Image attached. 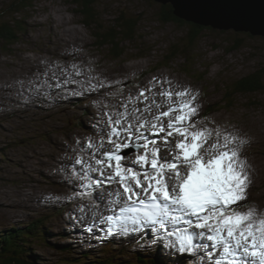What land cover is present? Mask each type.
Wrapping results in <instances>:
<instances>
[{"label":"rangeland","instance_id":"rangeland-1","mask_svg":"<svg viewBox=\"0 0 264 264\" xmlns=\"http://www.w3.org/2000/svg\"><path fill=\"white\" fill-rule=\"evenodd\" d=\"M21 4H27V7L20 15L9 17L10 14L5 11L9 5L16 8ZM162 5L166 4L155 0H97L98 25L110 23L114 17L120 15V11L131 15L139 14L140 22L134 40L124 42L123 55L114 58L109 48H99L96 45L94 30L83 24L81 8L73 0H0V23L12 18L20 21L23 26L17 30L18 42L13 45L0 42V87L4 88L0 89V108L11 110V105H16L18 99L23 100L18 95L22 80L32 81V88L38 90L41 95L39 89L43 87L46 77L39 69L46 70L51 62L53 64L50 66H53L50 70L55 67L58 70L55 72L61 71V76L65 74L67 79L84 71L85 78L94 81L96 86L101 83L104 85L96 89H93V85L88 86L91 89L89 97L86 95L89 92L79 93L76 85H72L71 90L67 92L72 93L71 99L77 108L63 111L55 121L53 120L57 113L54 115L49 111H40L38 108L41 106L30 108L25 114L18 113L19 118L6 120L9 114L1 118L4 120H0V216L12 213L8 218L1 217V222L19 219L22 221L14 222L21 224H12V227L30 225L31 220L35 218V211L47 207L45 203L40 202V198L44 195L43 191L54 188L49 182H52V178L54 181L57 179L56 164L60 161L58 157L75 155L77 159L81 156L89 159L90 150L86 147L89 138L96 143L93 138L102 135L89 128L93 118L92 112L93 115L95 112V115L99 114L101 118L106 119L104 109L114 110V106H117L126 94L134 89L140 92L138 87L143 89L153 84H162L164 88L171 87L176 91L187 88L197 97L196 103L200 107L197 117L199 121L210 125L209 128L243 133L240 136L244 141L240 139L237 144L239 151L242 150L243 156L248 157L251 162L248 169L251 171L248 175L251 183L249 182L247 189L246 204L264 211V88L248 96L237 95L231 99V96L227 95L232 81L247 77L254 71H259L264 86V35L204 26L195 47L178 50L179 53L187 52V58L179 57L174 62L163 64L167 61L166 54L170 45L186 40L188 26L181 22L164 21L160 17ZM236 38H241L243 44L240 48L231 50ZM161 64L164 66H160ZM142 74L145 76H141ZM49 77L54 80V85L57 81L52 75ZM150 80L152 83H148ZM82 85L85 83L82 82ZM153 90L157 91L155 88ZM97 99H102V103L91 105L92 101ZM43 107L47 109L49 105ZM34 112L40 114L39 118L35 117ZM30 116L36 118V124L34 121L29 123ZM73 116L74 121L70 120ZM75 121L79 123H74ZM97 121L103 123L100 119ZM21 122L24 124L21 125ZM22 135L25 137L22 138ZM163 135L161 133L159 137L151 136L150 139ZM213 140L209 142V146ZM110 147L111 145H107L106 148ZM134 159L135 155L131 157L132 161ZM242 160L244 161L243 158ZM49 173H52V177L48 176ZM81 182L85 185L87 181L81 179ZM55 189L62 191L59 199L64 202H58L56 205L64 208L56 212H45L47 218L41 220L48 219L44 223V229L49 228V231L43 234V240L36 237L33 241L28 237L26 241V254L33 256L30 260L36 262L35 264H59L63 257L71 260L72 257L79 258L78 255L71 254V249L79 242H73L71 238L66 240L68 243L65 242L69 234L62 224L64 219L71 222L77 215L93 206L90 200L74 205L71 199L76 193L68 192L62 184ZM85 194L95 195L93 192ZM52 199L56 198L51 197L50 201ZM106 204L103 205V210L108 208ZM59 213L62 216H56ZM53 215L56 217H52ZM52 222L60 224L55 227ZM9 224H3L4 228L0 231L7 229ZM67 229L73 228L69 224ZM60 243L67 246L65 256L59 252ZM124 247L125 245L115 246L117 250ZM156 248L159 250L158 258L163 264H177L172 261L174 258L168 259L159 247ZM75 249L78 252L81 250ZM146 249H149V254H155V247ZM23 257L26 258V255ZM116 257L118 255L113 259ZM135 261H129L127 264H136ZM178 262L189 264L188 261ZM142 263L154 264L143 260ZM190 263L210 264L208 260L200 257L192 258Z\"/></svg>","mask_w":264,"mask_h":264},{"label":"snow or ice","instance_id":"snow-or-ice-1","mask_svg":"<svg viewBox=\"0 0 264 264\" xmlns=\"http://www.w3.org/2000/svg\"><path fill=\"white\" fill-rule=\"evenodd\" d=\"M97 87L104 85H93ZM156 87L143 88L114 106L122 111L105 113L107 132L100 143L89 138V159L75 160L83 168L79 178L87 181L85 188L119 185L110 201L119 205V213L103 217L111 225L108 232L127 231L129 222L161 228L166 221L183 224L186 227L168 233L176 237L181 252L193 250L195 238H204L211 242L202 245L210 264H264V211L246 204L249 177L237 137L199 121L197 97L188 89L176 91L161 84L153 92ZM161 133L170 160L161 156L158 140L150 139ZM169 138L178 139L173 145ZM105 142L112 147L101 151ZM128 149L137 150L133 166L121 154Z\"/></svg>","mask_w":264,"mask_h":264},{"label":"bare ground","instance_id":"bare-ground-1","mask_svg":"<svg viewBox=\"0 0 264 264\" xmlns=\"http://www.w3.org/2000/svg\"><path fill=\"white\" fill-rule=\"evenodd\" d=\"M54 52H55V50H54ZM52 66L49 68H45V66H44V68L46 70H44L43 68L39 69L40 72H42V71L44 72V76L46 77L43 80V87L39 90H41L43 92L47 91L51 97L44 98L42 103L40 104L41 108H38V109L40 111H44V110L49 111L51 113H54V115L57 113L56 118L53 115V117L55 118L53 121H55L63 111L75 109V108H77V106L74 103V100L71 99V95H72L71 92H69L70 94L69 93L64 94L63 100L61 102L56 101L53 98H55L58 94H61L62 92L70 91L72 85H76V88H77L79 93L86 94V92H89V94H86L89 97V95L91 93V89H89L88 86L95 85L94 84L95 82L88 79V78L67 79L66 76H61V71L55 72V71H58L55 69V67H54V70H50L52 68ZM65 70H67V69H65ZM150 71H152V70H150ZM83 72L84 71H81L78 74V76L80 74H82ZM145 73H147V71H145ZM48 74H53L52 75L53 78L57 81L54 85H53L54 80L51 77H49ZM141 76H145V75L142 74ZM154 80H153V82H155ZM82 82H84L85 85H82ZM149 82H151V80L148 81V83ZM151 86H148V87H151ZM0 89H4V88L0 87ZM185 89H187V88H185ZM35 91H36V89L32 88V81L22 80L20 82L18 95L23 100L18 99L17 102H19V103L17 104V102H16V105H11V107H10V108H12L11 110L3 109L5 107L0 108V120H4L1 118L5 114H7V115L9 114L8 116L6 115L7 116L6 120H10L13 118H19L18 113H20V110H21L20 109L21 108V101H22V104H26L27 102H31L33 99L32 93ZM153 92H155V90H153ZM137 93H139V92L136 89H134L128 95L126 94V96H124L125 98L123 97L122 101H119L118 105L126 102L128 97H130V96L131 97L137 96L138 95ZM148 95L151 96V93H149ZM192 95H194V94H192ZM157 98L159 99L158 96H157ZM87 100H88V98H87ZM88 102L89 101H87V103ZM93 103H99L100 104V103H102V99H97L96 101H92L91 105ZM44 105H49V107H47V109H45L43 107ZM137 106L140 108L144 107L143 104H137ZM129 107L131 108V105H129ZM102 109H104V108H102ZM115 109H118V108H115ZM114 110H107V109L105 110L104 109L105 113H109V112L114 111ZM118 110L122 111L123 109H118ZM90 111H91V109H90ZM211 111H209V112H211ZM34 115L36 118H39L40 114H36L34 112ZM92 117L93 118L91 120V127L90 128H92L94 130V126H99V127H101L102 130H107V126L105 123L107 120L106 116H105L106 119H103L99 116V114L95 115V112H94V115H93V112H92ZM98 119L103 121V123L101 125L97 124L96 120H98ZM70 120L74 121L75 117L74 116L70 117ZM79 121H80V119H79ZM74 123H79V122L75 121ZM81 123H83V122H81ZM0 124H1V122H0ZM22 124H24V123L21 122V125ZM205 125L210 127V125H208V124H205ZM221 130H222L221 131L222 133H230V134L234 135L235 137L239 138L237 141H240V139L244 141V139L241 137L243 135V133L237 134V132L234 133L232 131H227V130L224 131L223 128H221ZM169 139L172 140V143L174 145L175 139H178V138H169ZM214 140H215V137H214ZM214 140H213V142H214ZM157 146L160 147V149H161L160 154L162 157H165L169 160L172 159V156L169 152L170 147H166L164 145V143H160V141L158 142ZM240 153H241L242 158L244 159L245 171L249 175L251 173V171H249L248 169L250 168L251 162H250L248 157L243 156L242 150L240 151ZM58 159H60V161H58L56 164L57 165V168H56L57 179H55V181H54V178H52V182H49L50 184H54L55 182L61 183L64 186V188L68 192H71L72 194L73 193H81L82 194V193H87V192H93V193H99L100 192L99 187L94 186L92 189L85 188L83 184H79L75 180V178L72 177L70 175V173H68L65 170L64 166L67 162H69V161L75 162V160L77 159L75 157V155H69L67 158L60 155L58 157ZM56 165H55V167H56ZM79 170L83 171V169H79V167L74 163L73 172H76ZM48 176L52 177V173H49ZM99 178L100 177H98V179ZM250 181H251V178H250ZM113 185H115L117 187H113ZM111 187H112V189H110L107 192L108 194H110L109 199H107L105 201V200L100 198V200L97 201V205H94L92 207H88L84 211V213L77 215L76 218L72 219L71 222L64 219V223H66L67 226L70 224V226L72 228H74L72 230L64 229V230H68L67 232L69 235H67L64 231H62L63 234L68 236V238L65 239V242L68 243V241H66V240L69 238H71L73 240V242H76V241L79 242L78 245H75L74 248L71 249V254L78 255L79 258H83V257H85L86 253H78V251L75 248H81L80 251H82L83 249H87L88 247L95 246L100 241V247L103 251H104V247H105V251H108L111 256L114 257V256L118 255V257L115 258V260H117V261H125V260L133 261V260H137V259H144V260L149 261V260H151V258L154 260H159V258H158L159 250H157L156 247H159L163 251V253L166 254V257L168 259L174 258V259H172V261H175V263H177V264L180 263V262H178V260L182 261L181 263H184L183 261H189L193 256H196L197 254H198V256L208 260L206 257V250L202 247V245H205V244L210 245L211 242L207 241L204 238H195L193 240V244H194L193 252H190L189 254H183L181 252H178L173 246H171V244H169V237L171 235H168V233L173 232L178 228L186 227V225H183V224L173 225V224L168 222V224L171 225V231H169L167 226H165V228H161L158 224L157 225L147 224L143 228V227H140V225H135V224H132L131 222H129L126 225V227L128 229L127 230L128 234H126L125 236H122L120 233L117 234V232H115V231L110 234L108 231L101 230L104 226L103 224L107 223V221L105 219H103V217H106L108 215H116L119 213V205L110 204V201L115 199V196L113 194L117 190H120L119 185L113 183ZM43 193H44V195L40 198L41 199L40 202L45 203V205L47 207H45L39 211H35L36 212L35 218L33 220H31L30 224L33 222L41 221L43 215H45V212H48V211L56 212V211L60 210V208H64L61 205H56V203H58V202H62V203H64V202L61 199L56 200L58 195L53 189L49 188L48 190L43 191ZM105 193L106 192L101 193L100 197H102ZM51 197H54L56 199H52L50 201ZM42 199L44 201H42ZM105 203H107L106 205L108 206V208L103 210V205H105ZM11 214L12 213H8L5 216H0V218L1 217H7L8 218ZM59 216H62V215L59 213ZM5 221H6V223H3L0 221V229L4 228L3 224H9L10 223L9 224L10 226H8V228L6 229L7 233H9V232L13 231L12 224H21V222H14V221H22V220L16 219V220L12 221V220L7 219ZM27 225H29V224H27ZM16 228H18V227H16ZM19 230H21V229H19ZM1 237H3V236L1 235ZM105 239H108L111 242V244H115L119 247L125 245L126 247L122 248L121 249L122 251L117 250L115 248V246L106 245ZM146 247H155V249H154L155 254H153V253L149 254V249L143 250V248H146ZM178 247H179V244H178ZM128 249H130V250L128 251ZM88 250H90V248ZM208 250L212 251L213 253L218 254L217 249H211L209 247ZM111 251H114L115 253H113ZM88 254L90 256H92L90 253H88ZM102 256H105V255L103 254ZM31 257L33 258V256H31ZM72 258H74V257H72ZM102 259H104V257ZM95 260H98V259H95ZM159 262H160V264H163L160 260H159ZM73 263H74V261L70 262V264H73ZM59 264H61V263H59ZM108 264H111V263H108Z\"/></svg>","mask_w":264,"mask_h":264},{"label":"trees","instance_id":"trees-1","mask_svg":"<svg viewBox=\"0 0 264 264\" xmlns=\"http://www.w3.org/2000/svg\"><path fill=\"white\" fill-rule=\"evenodd\" d=\"M73 2L77 3V5L81 8L80 13L82 12L83 15V24L87 27H91L94 30L93 33L95 36L96 45L99 48H104V46L109 48V51L112 52L111 55L114 58L122 56L124 53V42L134 40V37L138 32V26L140 22L139 14L135 15V13H133V15H131L125 13L124 11H120V15L118 17H114L110 23L106 25H98V22L96 21L99 18V14L96 12L97 0H73ZM162 6L163 7L160 10V17H162L164 21H173L175 23L181 22L188 26L186 31V40L182 43L170 45L166 54L167 61L163 63L168 64L174 62L179 57L187 58V52L179 53L178 50L189 49V46L195 47L205 27L196 23L187 22L175 16L173 14V8L171 4ZM26 7L27 4L18 5L16 8H13L12 5H9L5 11H8L7 13L10 14L9 17H11L14 14L20 15V13ZM11 20L13 21L10 22ZM22 27L23 26L20 21H15L12 18L6 19L4 22L0 23V42L5 43L6 45H13L18 42L19 35L17 34V30L21 29ZM211 29L215 28L211 27ZM242 44L243 41H241V38H236V41L232 43L231 50L240 48ZM163 64L160 66H164ZM261 82V74L259 71H254L249 73L247 77H241L232 81V85L229 87V92H227V95L231 96L232 99L237 95L248 96L252 93H256L259 89L264 88ZM36 224L37 226L42 225L40 222H33L28 225L26 229L19 230L18 228H13V231L9 233H7L5 230L2 234H0V264H3L4 262H14L13 264H35L29 259L32 255L30 254V256L29 254H26L28 253L26 250V241L28 238L27 236L30 233L35 234V229H38ZM1 235L3 237H1ZM24 254L26 255V258L23 257ZM142 260L144 261V259H141L139 264H143ZM150 262L157 264L152 259ZM100 264H102V261Z\"/></svg>","mask_w":264,"mask_h":264},{"label":"water","instance_id":"water-1","mask_svg":"<svg viewBox=\"0 0 264 264\" xmlns=\"http://www.w3.org/2000/svg\"><path fill=\"white\" fill-rule=\"evenodd\" d=\"M187 22L264 35V0H155Z\"/></svg>","mask_w":264,"mask_h":264}]
</instances>
